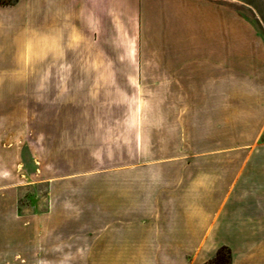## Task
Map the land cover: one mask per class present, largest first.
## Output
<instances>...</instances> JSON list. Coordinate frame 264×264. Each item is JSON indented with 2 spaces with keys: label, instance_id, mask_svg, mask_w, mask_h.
I'll return each mask as SVG.
<instances>
[{
  "label": "crops",
  "instance_id": "obj_1",
  "mask_svg": "<svg viewBox=\"0 0 264 264\" xmlns=\"http://www.w3.org/2000/svg\"><path fill=\"white\" fill-rule=\"evenodd\" d=\"M259 94L264 42L233 0H1L0 241L19 242L16 264H204L222 245L264 264V152L143 149L157 113L178 141L202 138L234 95ZM31 96L27 169L11 146L31 125L11 140V101L25 113ZM26 184L45 186L44 209L11 201Z\"/></svg>",
  "mask_w": 264,
  "mask_h": 264
},
{
  "label": "rangeland",
  "instance_id": "obj_2",
  "mask_svg": "<svg viewBox=\"0 0 264 264\" xmlns=\"http://www.w3.org/2000/svg\"><path fill=\"white\" fill-rule=\"evenodd\" d=\"M235 10L245 18L257 32V36L264 42V0H233ZM236 81V80H235ZM122 98L120 100L122 105V151L128 152L130 150L129 139L131 133L134 131V125L130 122L129 112V96L128 88L125 87L124 81L122 82ZM30 87H32V82ZM31 98V99H30ZM28 97L27 104L31 111L23 112L16 110V103L11 101V140L17 134V123L22 121L23 116L26 115L30 127L26 128L28 135L27 143L19 144L15 143L11 146V156L15 154L22 156L27 169L32 168V160L30 158L29 151H32V119H33V100L32 96ZM16 101V100H14ZM118 103V101H117ZM159 115L158 126L151 127L148 123L143 126V131L147 134L149 142H145L143 145L144 150L148 151H200V150H217V151H234V152H264V95H234L233 110L226 112H218L217 130L212 131V134L203 135L202 138L199 135L194 134V129L186 128V136L182 141L177 140V131L173 133L172 129L167 128L164 122H161L162 113ZM156 123V122H155ZM169 129V135L167 131ZM216 131V132H215ZM31 133V134H30ZM24 134V133H23ZM216 134V136H215ZM15 135V136H14ZM211 140V142H210ZM21 159L15 160L19 162ZM128 162L127 161H123ZM25 180V179H24ZM29 179H27V182ZM36 189V191H34ZM36 192V193H35ZM35 194L37 198L35 199ZM45 186L40 185L34 188L32 185L26 184L20 190L12 189L10 192L11 201L20 199L27 204V210L33 211L34 204L36 203V209L45 208ZM16 203H9L10 208L14 207ZM26 237L20 244L28 249L27 254L31 252L30 248L34 243V237L36 232V224L32 220L26 224L25 228ZM19 242L17 240H2L0 241V264H16L19 258H14V255L18 252ZM26 259L27 264H33V257L28 254L23 257ZM19 262V261H18ZM23 264V261H22Z\"/></svg>",
  "mask_w": 264,
  "mask_h": 264
},
{
  "label": "trees",
  "instance_id": "obj_3",
  "mask_svg": "<svg viewBox=\"0 0 264 264\" xmlns=\"http://www.w3.org/2000/svg\"><path fill=\"white\" fill-rule=\"evenodd\" d=\"M204 264H231V252L229 247L225 245L220 246L215 255Z\"/></svg>",
  "mask_w": 264,
  "mask_h": 264
}]
</instances>
